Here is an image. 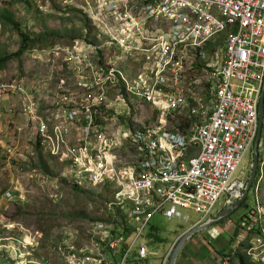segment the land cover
<instances>
[{
    "label": "built area",
    "instance_id": "built-area-1",
    "mask_svg": "<svg viewBox=\"0 0 264 264\" xmlns=\"http://www.w3.org/2000/svg\"><path fill=\"white\" fill-rule=\"evenodd\" d=\"M65 2L81 9L92 30L73 42L30 48L27 56L58 80L53 88L51 76L48 88L50 80L40 78L49 97L41 103L30 95L34 85L25 88L23 78H13L10 112L14 116L19 106L36 145L62 167L55 175L43 171L45 183L59 187L64 179L87 190L107 183L116 196L109 209L126 211L134 231L127 237L105 221L92 222L88 240L66 235L45 253L39 231L0 216V264L146 258L152 252L139 240L155 214L187 222L192 210L197 224L205 223L217 205L241 198L248 179V170L235 175L259 131L264 0ZM223 33L220 61L211 42ZM176 117L181 121L173 124ZM251 191L252 204L233 222L231 253L219 264L236 253L264 264L263 136ZM163 258L157 264H165Z\"/></svg>",
    "mask_w": 264,
    "mask_h": 264
},
{
    "label": "rangeland",
    "instance_id": "rangeland-1",
    "mask_svg": "<svg viewBox=\"0 0 264 264\" xmlns=\"http://www.w3.org/2000/svg\"><path fill=\"white\" fill-rule=\"evenodd\" d=\"M65 3V0H0V56L18 50L20 36L17 29L34 37L47 33L48 43H44L42 47L52 42H73L82 37L84 30L89 29L83 27L81 9L77 7L76 9L75 6L69 7L72 5ZM6 17H10L15 26L9 24ZM77 31H80L81 36L69 40L68 37ZM224 35L226 34L219 35L211 42L214 52L220 55V61L225 54V38H222ZM59 37L65 38L59 39ZM43 65L25 53L21 59L12 57L4 67L0 68V84H5V88L0 90V216L16 220L28 229L39 231L43 240L42 251L50 253L56 240L66 235L74 234L78 242L88 240L87 230L92 222L105 221L118 233H121V229L108 219L109 201L116 200L112 186H107V183L90 185L92 188L90 186L87 188L92 192L86 193L78 191L72 181L69 182L70 180H59V187L43 181V170L37 165L39 152L36 140L31 137V132L27 129L25 118L19 112V106L14 116L10 112V107L14 103L13 98L10 97V81L13 78H23L25 88L34 85L36 90L30 91V95H35L41 103L44 100L49 101L48 91H41L39 81L41 77H45L46 81L50 80L54 73L39 69ZM53 78L54 88L58 78L56 75ZM50 83L51 80L48 88ZM180 121L181 119L176 117L173 124ZM19 127H23V130H19ZM262 136L264 138V130ZM42 154L50 168L59 174L62 169L60 163L43 149ZM253 161L252 150V153L245 157L235 178H240L241 172L248 170L249 179ZM7 191H13L16 196L6 197ZM252 202L253 193L250 190L245 203L223 223L215 225V229L219 232L218 238L211 235L210 228L196 233L180 247L174 264H219V257L228 254L229 248L233 247L230 240L232 233L230 235L227 233V224L234 222ZM262 205L264 207V203ZM223 208L217 205L214 214ZM83 212L88 214V217H85ZM187 213L191 217L187 222L178 218H167L162 213L155 214L139 240L144 242L146 249L152 253L146 254V258L140 260H137L133 253L130 258L142 264H155L159 256H164L165 264H168L170 254L184 232L179 233L183 229H188L197 217L199 220V216L192 210H187ZM189 230H185V233ZM149 232H153L155 239L150 237ZM139 244H136L135 248H138ZM232 260L233 257L230 258L229 264H235Z\"/></svg>",
    "mask_w": 264,
    "mask_h": 264
},
{
    "label": "trees",
    "instance_id": "trees-1",
    "mask_svg": "<svg viewBox=\"0 0 264 264\" xmlns=\"http://www.w3.org/2000/svg\"><path fill=\"white\" fill-rule=\"evenodd\" d=\"M7 21H9V24L15 26V24L13 23L12 19L10 17H6L5 18ZM83 27L84 28H88L90 30V26L88 24V21L83 17ZM17 33L20 36V44H19V48L16 52L10 54V53H5L4 55L0 56V68L4 67L6 65V63L12 58V57H17L19 59H21L22 55L25 54L30 48L35 47L37 45H43L44 43H48L47 40L48 35L47 33L45 34H40L37 36H32L29 33L26 32H21L19 29H17ZM80 31H77L74 35H72L71 37H68L69 40L74 39L75 37H80ZM61 38H65V37H59V39ZM53 43V42H52ZM51 44V43H50ZM37 150L39 152V159H38V166L42 168V170L45 173L51 174V175H55L56 172H54L53 169L50 168V165L47 163V161L44 159V156L42 154V149L37 145ZM78 191H83L86 193H90L92 191H88L87 189L78 187L76 185H73ZM99 194V193H98ZM100 196V195H99ZM247 207V206H246ZM108 219H110L111 221L115 222L116 225L119 226V228L121 229V231L125 232V235L128 237L131 235V233H133L134 231V227L133 225H131V223L125 221V215L123 212L117 210V211H111L110 209H108ZM83 214L85 215V217H88V214H86L85 212H83ZM80 216V215H79ZM90 216V215H89ZM91 219L95 220V217H90ZM117 220V222H116ZM150 237L155 239V236L153 234V232H149ZM157 239V237H156ZM231 242H232V238H231ZM234 259L237 260L238 264H249L247 259L244 257V255H242L241 253H236L234 254ZM132 257V256H131ZM133 259V258H132ZM131 258L128 260V264H142L140 262H137L136 259L132 260ZM136 260V261H134Z\"/></svg>",
    "mask_w": 264,
    "mask_h": 264
},
{
    "label": "water",
    "instance_id": "water-1",
    "mask_svg": "<svg viewBox=\"0 0 264 264\" xmlns=\"http://www.w3.org/2000/svg\"><path fill=\"white\" fill-rule=\"evenodd\" d=\"M264 126V86H263V93L260 100L259 105V131L258 135L253 147V165L250 173V177L246 183V187L242 193V196L237 201L225 206L221 211H219L214 217H212L210 220L206 221L205 223H202L196 227L191 228L186 233L184 232L180 238L178 239L177 243L175 244L169 260L168 264H174L176 255L180 249V247L183 245V243L189 239L191 236L195 235L198 232L204 231L208 229L209 227L215 226L216 224L228 219L232 214L239 209L247 200L249 192L255 182L257 173H258V167H259V158H260V141L262 136Z\"/></svg>",
    "mask_w": 264,
    "mask_h": 264
},
{
    "label": "crops",
    "instance_id": "crops-1",
    "mask_svg": "<svg viewBox=\"0 0 264 264\" xmlns=\"http://www.w3.org/2000/svg\"><path fill=\"white\" fill-rule=\"evenodd\" d=\"M219 211H221V210H219ZM219 211H217L215 214H214V216L219 212ZM213 216V217H214ZM191 220V219H190ZM227 220V219H226ZM225 221V220H224ZM224 221H222V222H220V223H223ZM186 222V221H185ZM192 222V221H191ZM198 217L196 218V220L190 225V227H188V229H191V228H193V227H196V226H198ZM200 225V224H199ZM210 228V230H212L210 233H211V235L213 236V237H217L218 235L217 234H219V232L215 229V226H212V227H209ZM208 228V229H209ZM213 228V229H212ZM188 229H183V231H181V233H179V234H182L183 232H185V230H188ZM207 229V230H208ZM226 229H227V233L230 235L231 233V236H230V240H231V238H232V235H233V222L232 223H228L227 224V226H226ZM212 232H214V233H216L215 235H213V233ZM219 237V236H218ZM217 237V238H218ZM232 243V242H231ZM231 249L232 248H229V250H228V253H231ZM234 256L235 255H231V257H233V260H232V262L233 263H235V264H238L237 262V260H235L234 259ZM161 257L162 256H159V258H158V261H155V264H157V263H159L160 262V260H161Z\"/></svg>",
    "mask_w": 264,
    "mask_h": 264
},
{
    "label": "bare ground",
    "instance_id": "bare-ground-1",
    "mask_svg": "<svg viewBox=\"0 0 264 264\" xmlns=\"http://www.w3.org/2000/svg\"><path fill=\"white\" fill-rule=\"evenodd\" d=\"M112 211V210H111ZM114 211V210H113Z\"/></svg>",
    "mask_w": 264,
    "mask_h": 264
}]
</instances>
